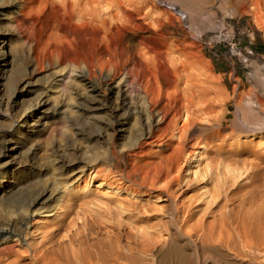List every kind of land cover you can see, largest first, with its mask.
I'll list each match as a JSON object with an SVG mask.
<instances>
[{"label":"rangeland","instance_id":"rangeland-1","mask_svg":"<svg viewBox=\"0 0 264 264\" xmlns=\"http://www.w3.org/2000/svg\"><path fill=\"white\" fill-rule=\"evenodd\" d=\"M17 1L0 0V221L28 216L22 235L5 229L12 235L6 244H13L7 261L146 264L168 235L160 191L174 190L187 228L195 219L243 214L264 202V15L256 8L244 12L233 0H122L146 28L128 42L136 45L151 31L171 53L181 50L170 68L185 69L183 89L197 103L207 101L198 104L204 111L211 107L191 133L200 136L201 148L152 190L140 178L152 173V161L129 155L139 137V102L108 89L100 70L81 85L66 78L65 65L43 60L32 41L50 15L22 17L9 9ZM128 169L140 176L127 181ZM175 175L178 183L166 189Z\"/></svg>","mask_w":264,"mask_h":264},{"label":"bare ground","instance_id":"bare-ground-1","mask_svg":"<svg viewBox=\"0 0 264 264\" xmlns=\"http://www.w3.org/2000/svg\"><path fill=\"white\" fill-rule=\"evenodd\" d=\"M233 1V3L240 1L244 12L256 8L264 15V0ZM123 4L122 0H19L9 6V9L22 17L29 13L48 11L50 19L42 27L40 26L36 39L32 38L33 49L49 64L65 65L68 68L65 74L68 80L84 85L85 82H89L88 76L100 70L109 79V82L105 83L108 89L117 87L119 92L128 94L139 102L137 110L142 119L139 137L133 148L129 149V155L138 156L143 161L149 158L153 163L152 173L146 172L140 176L128 169L126 179L130 181L140 176L141 186L147 181L149 186L146 189L153 190L155 183L168 179L167 176L179 163L183 160L188 161L196 153V148H201L203 144H200L202 141L200 136L196 134L198 138L196 135L192 137L191 133L195 124L199 122L197 120L211 107L208 104L207 107L210 109L206 107L208 110L204 111L198 105L201 101L199 94L196 96L200 97L197 103L198 99L195 100L193 93L186 91L190 90L187 85L186 90L183 89L184 84L181 83L186 80L183 74L185 69H178L177 66L173 67L174 70L170 68L172 67L170 63L176 58L175 51L180 55L183 53L181 50V53L178 52L179 49L175 50L174 54L171 53L164 40L158 39L151 31L148 35L138 37L136 45L128 42L129 39L132 41L131 38H134L135 33L146 28L139 20V13H126ZM112 11L114 13H111ZM26 40L31 41L28 36ZM176 46L178 48V44ZM182 56L186 59V55L182 54ZM183 66L181 68H184ZM122 98L124 102L125 97ZM203 101L205 100L202 99L201 102ZM259 103L264 105V102ZM130 106L132 103L128 102L127 107ZM210 113L211 110L207 112ZM197 127L199 128V124ZM174 181L178 183L177 175L166 181L165 188L167 189V186ZM70 185H63L64 189ZM86 186L84 190L87 191ZM3 193L4 189H1L0 197L2 195L4 197ZM160 193H164L167 201L165 212L168 217V235L164 246L155 248L152 261L146 264H264V202L255 204L250 208L251 210L247 209L243 214H239L236 209L225 214L219 213L220 215H216L217 217H213L210 221L202 218L192 219L193 223L187 228V219L179 217L183 209L175 202L174 190L160 191ZM257 195L259 197V194ZM27 216V212L15 214L8 216L5 221H0V264L17 263L15 259L7 261L12 255L13 244H6V241L11 240L12 235L5 234V229L10 226L16 236L22 235L27 224ZM144 240L143 245L150 246L146 239ZM233 244L234 246L238 244L250 254H242L235 250ZM253 252L259 253L260 259L251 255ZM41 255L39 256L41 262L46 263L47 257Z\"/></svg>","mask_w":264,"mask_h":264}]
</instances>
